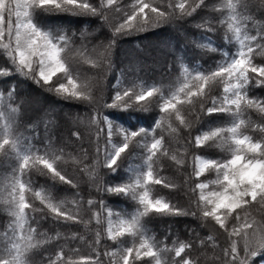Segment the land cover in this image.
<instances>
[{
	"label": "trees",
	"instance_id": "trees-1",
	"mask_svg": "<svg viewBox=\"0 0 264 264\" xmlns=\"http://www.w3.org/2000/svg\"><path fill=\"white\" fill-rule=\"evenodd\" d=\"M90 2L99 5L100 0ZM151 2L167 9V19L162 18L159 24L147 26L143 31L132 30L128 34L122 32L114 35V32L123 22L125 14L132 10L136 0H117L121 11L114 10L116 6L105 7L106 19L99 15L76 16L68 13H40L36 17L45 28L54 32L62 30L58 34H66L69 38L62 56L73 71V78L81 86L80 90L89 93L91 100L66 99L63 94L56 93L53 85H57L58 81L66 83V80L61 79L63 74L53 77L52 84L44 85L42 81L36 82L38 77L12 71L15 66L11 64L5 50L0 48V71L7 69L10 73L0 75V112L3 113L0 116V141L7 125L11 129L10 138L18 141L21 153L31 147L34 153L59 155L61 158L56 164L58 170L76 184L73 187L58 179L54 180L50 174H43L39 170L42 165L33 166L31 162L21 176L22 180L31 182V190L25 193L26 199L34 208L42 209L26 210L29 221L24 234H28L29 227L35 228L34 237L44 241L29 250L31 264H122V250L133 242V238L127 235L118 237L115 242L107 238L108 222L100 201L125 217L135 213L139 207L136 201L108 193L104 189L118 178L127 183L137 172L145 170L146 152L135 147L140 137L132 140L128 152L122 154L118 161L120 171L117 178L112 177L110 170L103 166L107 125L102 120L99 127L92 122L93 117L100 119L105 115L113 124L118 123L129 130L140 127L153 129L157 118L164 117L161 128H155L154 131L158 137L163 135L168 155H163L162 151L157 153L153 171L155 176L172 187H165L163 183L148 187L153 198L162 197L186 214L153 212L142 218L145 234L157 242L162 264L180 259L174 256V250L180 243L191 244V248L186 249L182 256L194 258L198 264H226L224 250L231 239H241L230 238L228 232L221 229L211 217L204 218L202 210L205 205L199 201L200 190L193 191L200 182L210 184L204 190L205 193L217 190V186L210 183L216 178L215 171H208L199 179L193 175L194 157L200 155L225 159L230 153L207 145L194 147L192 140L210 126H227L231 122L230 118L224 114L204 115L199 110L200 101L193 98L194 105L177 104V109L191 124L190 128L185 129L175 119L174 113L171 115V123L179 128V135H176L167 130L169 114L160 112L158 107L162 97H169L185 81L193 82L192 77L196 72H207L215 66L222 56L219 52L211 51V48H221L229 55L238 51V42L232 33L227 32V24L231 21L226 0H206L208 7L198 8L191 16H182L178 8H168V4L175 5L180 0ZM195 2L186 0L189 7ZM233 2L237 4L241 35L256 36L255 41H250L255 47L253 62L262 65L264 52L261 46H264V40L260 39L257 32L264 34V0H249L247 9L242 8L241 0ZM213 6L215 11L212 10ZM244 16L248 19L245 20ZM205 20L211 21L212 31L207 26L197 27ZM225 35L230 37L227 42ZM0 43H7V35ZM249 76L254 77L255 74L249 73ZM149 88L156 89L152 97L139 102L133 98ZM249 88V97L257 98L264 106V87L249 85ZM124 89L130 90L133 97H125L124 101L118 103L128 102V108L105 106L112 103L116 91ZM221 94V84L211 86V96ZM183 95L181 93L182 98ZM205 103H210L208 97H205ZM141 106H147L148 110H139ZM242 109L246 120L242 131L253 140L264 143V131H261L264 129V113L256 108L244 109L243 105ZM100 128L104 131H100ZM146 139L151 142L150 136ZM97 143L102 149L99 154L96 151ZM173 154L184 161L183 165H177L170 158ZM18 166L19 157L10 145H6L0 151V258L7 257L6 249L18 240L20 234L8 211L12 207V184L14 176L19 175L16 171ZM40 189L50 192L55 201H64L62 211L72 212L79 222L65 223L62 218H54V214L49 213L33 195L34 191ZM89 200L92 204L88 203ZM97 212L99 223L94 215ZM237 213H240L239 223L247 220L258 225L259 229H264V206L261 204L253 202L237 209L226 220L229 229L238 223L235 219ZM249 230L246 229L251 234ZM97 232L100 233L99 244L95 243ZM72 234H75V239ZM138 240L136 238L137 244ZM240 246L242 248V241ZM113 252L116 253L114 257L111 255ZM259 259L255 258L252 264H257ZM130 264H155V260L149 257L135 259L134 250Z\"/></svg>",
	"mask_w": 264,
	"mask_h": 264
},
{
	"label": "snow or ice",
	"instance_id": "snow-or-ice-1",
	"mask_svg": "<svg viewBox=\"0 0 264 264\" xmlns=\"http://www.w3.org/2000/svg\"><path fill=\"white\" fill-rule=\"evenodd\" d=\"M113 6H116L114 10L121 11V6H117V0H100L99 5H94L90 0H0V41H3L7 35V43H0V48L5 50L11 64L15 66L12 71L26 76L31 75L33 78L38 77L36 82L42 81L44 85L52 84L53 77L63 74L61 79L66 80V83L58 81L57 85H53V90L56 93L63 94L66 99L91 100L92 97L89 93L80 90L81 86L73 78V71L62 56L66 52L69 38L66 34H58L62 30L54 32L45 28L36 17L40 13H68L76 16L99 15L106 19L104 8H113ZM202 6L208 7L206 0H196L190 7L186 0H180L175 5L168 4V8H178L182 16L193 15ZM241 6L243 9H247L249 0H241ZM226 7L230 12L229 20L231 21L227 24V32L232 33V37L238 42V51L229 55V52H225L221 48H211V51L219 52L222 56L215 63V66L210 67L207 72H196L192 77L193 82L185 81L169 97H162V102L159 103L158 107L160 112L169 114L167 130L176 135H179V128L171 123V115L174 113L175 119L185 129L190 128L191 124L177 109V104L194 105L193 98L200 101L199 110L204 115L224 114L230 118L231 122L227 126H210L208 129L202 130L192 140L194 147L201 148L207 145L230 153V156L225 159L200 155L194 157L193 175L199 179L206 172L215 171L216 178L210 183L216 185L217 190L205 193L204 190L208 189L210 184L209 182H200L195 185L193 191L195 189L200 190L199 201L205 205L202 210L204 218L211 217L221 229L228 232L230 238H241L240 240L231 239L228 248L224 250L227 257L226 264H252L257 257H260L257 264H264V229H257L249 234L246 229H252L253 223L247 220L239 223L240 213H237L235 217L237 224L233 225L231 229L226 226L227 218L232 213H236L237 209L253 202L264 206V143L253 140L250 135L242 131V127L246 125L242 105L244 109L256 108L260 113H264L262 102L248 95L249 85L264 87V64L257 65L253 62L252 54L255 47L250 41H255L256 36L241 35L237 4L233 0H226ZM212 10H216L215 6ZM168 15L167 9H162L152 3L151 0H136L132 10L125 14L123 22L115 28L114 35L122 32L128 34L132 30H146L147 26L159 24L161 19H167ZM244 19L247 20L248 17L244 16ZM205 26L209 31L213 30L209 20L197 25L201 28ZM257 35L260 36L261 40H264V34L258 31ZM229 39L230 37L225 35L226 42ZM261 50L264 52V46H261ZM185 71L187 72V69ZM249 73H254L255 76L250 77ZM9 74L7 69L0 71V75ZM217 83L222 85V94L211 96V86ZM206 89H208L207 92ZM155 91V88H149L146 92L141 91L134 97L128 89L116 91L112 103L105 106L128 108L130 106L128 102H118L124 101L125 97H133L137 102L144 101L148 97H152ZM181 93L184 94L183 98ZM205 97L210 100L207 105ZM139 110L147 111L148 109L147 106H141ZM2 115L3 113L0 112V116ZM100 120L107 125L103 149L106 155L103 166L110 170L112 177L117 178V173L120 171L118 161L121 160L122 154L128 152L132 140L140 137L139 140H136L135 147L146 152L145 170L137 172L127 183L123 182L122 178H118L104 189L108 193L131 198L139 205L134 214L125 217L119 212H114L110 207L105 206L103 201H100L101 206L105 209L108 222L107 238L114 242L117 241L118 237L125 235L133 238L131 246H126L122 250L120 257L122 264H130L134 250L135 259L149 257L155 260V264H162L160 254L157 251V242L145 234L144 225L141 223L142 218L153 212L174 215L186 214L162 197L153 198L148 187L152 184L162 183L165 187H172L163 179L155 176L153 171L154 158L157 153L162 151L163 155H168L163 135L158 137L154 131L155 128H161L164 117L157 118L153 129L140 127L137 130H129L118 125L117 131L122 137V142L118 144L112 141L113 121L106 115L100 119L92 118V122L97 124V127L100 125ZM197 120H199V115H197ZM100 131H104V129L100 128ZM10 136L11 129L5 125L3 139L0 141V151H3L6 145H10L19 157V166L16 169L19 175L13 178V196L12 201H10L12 207L8 211L10 216L14 218L20 234L18 240L6 249L7 257L0 258V264H31L28 258L29 250L44 241L34 237L35 228L29 227L28 234H24L25 225L29 221V214L26 210L33 208L34 211H42V209L34 208L26 199L25 193L31 190V182L22 180L21 176L25 174V170L29 168L31 162L33 166L42 165V169L39 170L43 174H50L54 180L58 179L60 182L70 184L73 187H76V184L62 174L61 170H58L56 164L61 158L59 155L34 153L31 147L27 152L21 153L18 148V141L11 139ZM149 136L151 137L150 143L146 139ZM108 146L111 147V151H107ZM101 150L100 144L97 143V153L99 154ZM184 151L187 152L186 147ZM170 158L177 165L184 163L175 154L171 155ZM33 195L49 213L54 214V218H62V222L65 223L79 222L78 217L72 212L62 211L64 201H55L50 192L40 189L34 191ZM88 203L92 204V201L89 200ZM209 205L210 207H208ZM94 215L97 218V223H99V213ZM114 216L117 219L113 220ZM72 238L75 239V234H72ZM136 238H139L138 244ZM99 241L100 233L97 232L95 243L99 244ZM241 241L242 248L240 246ZM189 248H191L190 243H180L174 250V256L180 257V259L170 260L164 264H198L196 259L182 256V253H185L186 249ZM111 255L114 257L116 253L113 252ZM97 256H99V252H97Z\"/></svg>",
	"mask_w": 264,
	"mask_h": 264
},
{
	"label": "rangeland",
	"instance_id": "rangeland-1",
	"mask_svg": "<svg viewBox=\"0 0 264 264\" xmlns=\"http://www.w3.org/2000/svg\"><path fill=\"white\" fill-rule=\"evenodd\" d=\"M13 24H14V18H13ZM118 125L121 126L118 123L113 124V136H112V141L114 143H117V144L120 143V142H122V137L118 134V131H117V126ZM108 148H109V151H111V147L108 146ZM257 229H259L258 228V225L253 224V228L250 229L249 232L252 233L254 230H257Z\"/></svg>",
	"mask_w": 264,
	"mask_h": 264
}]
</instances>
